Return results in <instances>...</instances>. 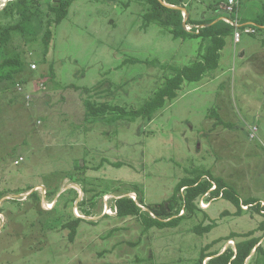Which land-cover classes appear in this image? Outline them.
<instances>
[{
	"label": "rangeland",
	"instance_id": "rangeland-1",
	"mask_svg": "<svg viewBox=\"0 0 264 264\" xmlns=\"http://www.w3.org/2000/svg\"><path fill=\"white\" fill-rule=\"evenodd\" d=\"M12 1L0 0V11ZM63 1L40 0L42 23L34 20L31 31L12 33L7 49L0 47L1 58L17 53L33 71L10 91L0 86V264H199L202 254L235 248L242 235L261 236L260 215L243 206L236 216L232 203L208 194L176 228L147 230L113 206L123 196L142 199L144 211L168 206L182 179L207 172L242 200L264 205V29L242 34L240 44L228 37L219 67L185 82L151 121L111 111L87 122V100L139 110L176 69L201 59L209 42L176 39L158 23L147 27L139 0H73L46 46L49 4ZM186 1L193 14L201 8L199 17L214 16L204 4L210 0ZM220 7L242 23L258 15L245 13L244 2L235 14ZM19 21L0 16L4 25ZM72 217L85 219L73 241L63 228ZM208 225L209 233H197ZM261 244L264 250V238ZM245 264H264V255L253 251Z\"/></svg>",
	"mask_w": 264,
	"mask_h": 264
},
{
	"label": "trees",
	"instance_id": "trees-1",
	"mask_svg": "<svg viewBox=\"0 0 264 264\" xmlns=\"http://www.w3.org/2000/svg\"><path fill=\"white\" fill-rule=\"evenodd\" d=\"M142 1L146 7V13L144 14V20L147 27L153 23H158L160 26L168 29L174 38L179 39H200L203 43L209 42L206 49V53L201 59L196 60L190 66L182 69H176V74L166 79L163 86L155 92V94L143 104L141 108L131 109L127 111L119 106H111L107 103L95 106L91 101L85 102L87 109L86 121L96 122L102 119L106 113L113 111L117 112V119L128 118L130 121H135L137 118L151 121L156 113L162 110L168 103L173 102L178 97L182 85L185 82H200L204 76L212 71H215L219 67L220 52L226 45V39L233 36L235 28L229 23L221 20L216 23L219 18L226 17L220 12L219 2L210 0L204 2L209 4V10H214V16L199 17L200 12L197 15L193 14L191 7L186 0H166L168 4L177 7H185L188 11L189 18L186 22L188 26H193L192 30H187L184 27V14L181 10L167 7L161 0H139ZM194 3L202 5L198 0H191ZM73 0H64L59 6L49 4V10L53 13V20L48 24V29L44 36V42L46 46L49 45L51 30L50 27L53 24L61 23L69 14V8L72 5ZM213 4L215 7H211ZM204 10L208 11L207 8ZM41 2L40 0H14L10 2L2 11V14L15 17L17 16L20 21L16 25L8 26L0 22V47L7 49L9 43L12 40V33L21 31H31V23L34 20H39L42 23L41 16ZM205 26V27H204ZM41 27V26H40ZM257 31L264 29V15L255 19L252 25ZM27 69L31 73L30 66L26 60L19 54L7 53L5 58L0 57V86L4 91H10L11 88L19 83L23 84L28 77ZM87 93L91 91L86 89ZM14 103V101H10ZM89 120H88V119ZM91 119V120H90ZM38 124V123H37ZM14 149V155L18 153ZM34 187H29L25 192H30ZM183 190V193L181 191ZM24 192V193H25ZM73 193L77 195V191L73 190ZM36 193H33L34 195ZM209 195V199H225L232 203L236 207V216H240L243 212V206L252 209L255 213L262 217L260 221L258 231L262 233L259 237H254V233L249 232L246 235H242L243 239L236 243V247H229L224 252H215L211 255L202 254L199 259V264H204V260L209 258L208 264H245L247 259L251 257L253 251L256 254H263L264 250L261 241L264 238V205L263 202L256 198H249L242 200L238 193L232 187L221 178L214 177L211 173L207 172L194 179L185 178L177 185L173 200L174 202L168 206L148 207L149 209L144 211L140 205H144V201L134 200L129 196H123L115 200L114 210L119 217H137L141 219V222L145 226V229L150 230L152 228H176L179 226L182 220L191 218L194 214L201 210L200 201ZM3 194L0 193V201ZM50 196H54L55 193H49ZM178 196V197H177ZM211 199V200H212ZM75 200V198H74ZM84 202V201H82ZM80 204H83V203ZM140 204V205H139ZM84 215L90 216L91 213L88 210L82 209ZM184 212L183 215H180ZM175 216V217H174ZM173 217V219H171ZM171 219V220H169ZM85 219L83 218H70L63 228L70 229V239L73 241L78 227ZM212 229V225L207 227L196 228L197 233L205 234L209 233ZM234 238H227V241H233Z\"/></svg>",
	"mask_w": 264,
	"mask_h": 264
},
{
	"label": "built area",
	"instance_id": "built-area-1",
	"mask_svg": "<svg viewBox=\"0 0 264 264\" xmlns=\"http://www.w3.org/2000/svg\"><path fill=\"white\" fill-rule=\"evenodd\" d=\"M239 6V0H228L227 3H225L222 6V9L225 10L226 12H228L229 14H235L237 9ZM237 16V15H236ZM225 22L229 23L230 25H232L235 28L234 31V39L235 42L238 43L240 42V39L242 37V34H255L257 31L254 27H249L245 24H243L242 22H240V20L238 19V16L236 18H225L224 19ZM188 30L191 29V27H187ZM25 98L29 101L30 100V96L29 95H25ZM257 128H253V131H256ZM255 136V133H253L251 135V137Z\"/></svg>",
	"mask_w": 264,
	"mask_h": 264
},
{
	"label": "crops",
	"instance_id": "crops-1",
	"mask_svg": "<svg viewBox=\"0 0 264 264\" xmlns=\"http://www.w3.org/2000/svg\"><path fill=\"white\" fill-rule=\"evenodd\" d=\"M228 1V0H227ZM227 1H222V5H221V9H222V6L225 4V3H227ZM242 2H244V5H245V7H244V12L245 13H248V12H250V10H251V8L253 9V11H254V13H256V14H258L256 17H255V19H257V18H259V17H261V16H263L264 15V6H262V7H259V6H257V4L259 3V2H261V1H258V0H240V5H241V3ZM220 6V5H219ZM239 9V8H238ZM254 19V20H255ZM254 20H250V21H248L246 24H253L254 23ZM257 33V32H256ZM255 33V34H256ZM254 34V35H255ZM233 38H234V36H233ZM241 40H242V37H241V39H240V42H238V43H236L235 42V44H240L241 43ZM234 41H235V39H234ZM263 48H262V50H261V52H260V54H259V58L261 59V61L264 63V39H263ZM246 55V52L245 51H242V56H245ZM253 128H256V127H253Z\"/></svg>",
	"mask_w": 264,
	"mask_h": 264
},
{
	"label": "water",
	"instance_id": "water-1",
	"mask_svg": "<svg viewBox=\"0 0 264 264\" xmlns=\"http://www.w3.org/2000/svg\"><path fill=\"white\" fill-rule=\"evenodd\" d=\"M162 1V0H161ZM163 2V1H162ZM164 5H166L167 7H170V8H175V9H179L181 10L183 13H184V27L186 26V22L189 18V14H188V11L186 8H183V7H177V6H172V5H167L163 2ZM223 20L222 18L218 19L217 21H215L214 23L218 22V21H221ZM205 27V26H204ZM143 208V207H142Z\"/></svg>",
	"mask_w": 264,
	"mask_h": 264
},
{
	"label": "clouds",
	"instance_id": "clouds-1",
	"mask_svg": "<svg viewBox=\"0 0 264 264\" xmlns=\"http://www.w3.org/2000/svg\"><path fill=\"white\" fill-rule=\"evenodd\" d=\"M239 6H240V0H239ZM239 6H238V8H239ZM237 11H238V9H237ZM237 11H236V13H237ZM183 14H184V13H183ZM221 18H222V19H223V21H224V19H225V18H228V17H221ZM229 19H231V18H229ZM243 24H245V25H247V26H248V25H253V24H246V23H243ZM185 27H186V29H187V30H188V28H187V27H191V29H190V30H192V28H193V26H188L187 24H186V26H185ZM190 30H189V31H190ZM256 31H257V30H256ZM253 35H254V34H253ZM233 36H234V34H233ZM20 159H22V157H21ZM16 163H18V162L16 161Z\"/></svg>",
	"mask_w": 264,
	"mask_h": 264
}]
</instances>
